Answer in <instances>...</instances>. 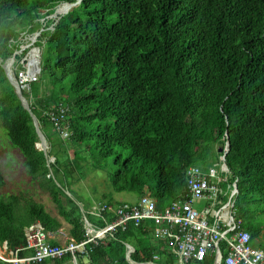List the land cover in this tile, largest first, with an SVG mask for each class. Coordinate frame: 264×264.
<instances>
[{"label": "trees", "instance_id": "obj_1", "mask_svg": "<svg viewBox=\"0 0 264 264\" xmlns=\"http://www.w3.org/2000/svg\"><path fill=\"white\" fill-rule=\"evenodd\" d=\"M63 2L74 4L49 28L46 16ZM35 31L39 73L20 90L27 110L2 64L14 51L9 40ZM30 113L48 151L35 146ZM0 123L75 239L80 206L90 202L70 192L75 172L100 171L112 191L146 193L161 208L184 198L187 167H220L217 143L228 140L220 186L236 178L235 216L253 241L264 230V0H0ZM34 221L49 232L61 224L42 203L0 193V242L24 246L23 229ZM139 235L115 230L90 260L130 264L120 241L127 240L134 261L144 264L156 249L159 263L170 264V251L156 240L141 244Z\"/></svg>", "mask_w": 264, "mask_h": 264}, {"label": "built area", "instance_id": "obj_2", "mask_svg": "<svg viewBox=\"0 0 264 264\" xmlns=\"http://www.w3.org/2000/svg\"><path fill=\"white\" fill-rule=\"evenodd\" d=\"M71 5L56 6L46 16L53 20L48 27L52 28ZM63 6H66L64 12ZM32 34L34 41L31 44L27 43L29 34L24 42L27 45L20 44L25 34L20 35L18 43L13 39L8 42L14 51L4 69L20 90L23 85L28 86L30 81L36 79L40 69V48L35 44L39 31ZM12 59L15 60L12 69L16 71L15 77L11 76L9 68ZM62 135L67 136V130L63 129ZM220 161V167H210L207 171L196 166L187 167L184 172L187 191L184 198L173 200L161 208L146 193L141 194L135 202L121 201L111 205L99 199L87 210L80 206L83 233L79 239L71 237L64 242H51L48 231L40 222L34 221L23 229L24 246L11 249L5 240L0 242V260L3 264H42L48 259L67 258L72 264H94L89 257L93 246L105 245L113 239L117 229L132 227L144 236L153 237L160 243V249L170 251V264H196L205 259H209L211 264H264V248L253 245L249 232L241 227L240 220L235 216L236 178L225 188L220 186L229 171L223 155ZM198 199H208L210 202L197 208L195 201ZM106 212L112 214L111 219L107 218ZM86 213L99 218L103 224L93 223ZM120 241L124 245L127 262L142 263L131 258L134 246L126 240ZM159 258L158 250L153 249L151 260L143 263L160 264Z\"/></svg>", "mask_w": 264, "mask_h": 264}, {"label": "rangeland", "instance_id": "obj_3", "mask_svg": "<svg viewBox=\"0 0 264 264\" xmlns=\"http://www.w3.org/2000/svg\"><path fill=\"white\" fill-rule=\"evenodd\" d=\"M25 34L22 36L20 44L27 45L34 41L32 33L22 32ZM29 34V41L24 44L28 39L26 38ZM25 37V38H24ZM37 38V37H36ZM13 44V43H11ZM11 59H6L2 64L3 68L6 66ZM15 60L12 59V63L9 66L11 69V76L15 77L16 71H12L14 68ZM15 79V78H14ZM22 89H26L27 86L23 85ZM24 97V95H23ZM25 98V97H24ZM26 100V99H25ZM27 102V100H26ZM45 150H49V145L44 141ZM43 148V146H41ZM221 155H219L218 160ZM49 161H53V156H49ZM219 163V162H218ZM217 168V167H215ZM0 171L4 178V184L0 188L1 194H22L25 197L31 198L37 202L43 204L45 210L53 216L58 217L62 221V217L57 213L56 206L51 201L46 190L41 189L36 181H33L30 176L26 173L22 165V156L19 151L10 144V139L6 134L4 128L0 123ZM70 192L74 194L76 198L82 202L90 201L89 206L96 200L101 198L102 193H108L109 197H112V200L115 202L127 201L135 202L140 196L138 191H121L114 192L106 184V179L104 178L103 173L100 171H94L91 168L83 170V173H74V178H71V184L69 186ZM67 194H70L65 189ZM210 202L208 199H198L195 201V206L201 208L206 203ZM264 218V215L263 217ZM66 230V229H64ZM69 238V235L67 234ZM127 241V240H126ZM138 241L141 244H154L155 240L153 237H147L142 234L138 236ZM129 242V241H128ZM132 245L133 242H130ZM255 246H260L264 248V230L262 229V235L258 238L253 239Z\"/></svg>", "mask_w": 264, "mask_h": 264}, {"label": "water", "instance_id": "obj_4", "mask_svg": "<svg viewBox=\"0 0 264 264\" xmlns=\"http://www.w3.org/2000/svg\"><path fill=\"white\" fill-rule=\"evenodd\" d=\"M7 78L10 81V83H12V85L14 86V91H15L16 95L18 96V98L20 99L21 104L28 110L29 109L28 108V104H27L25 98L23 97L20 89L11 81V79L8 76H7ZM30 115H31V118H32V122H33V124L35 126L36 133H37L38 138H39V141L35 143V146L37 148L45 150V146H44L45 139H44V136L42 135L40 129L37 126V121H36L35 116L32 113H30ZM226 138H227V135H226ZM41 146H43V148ZM227 146H228V140H226L225 143H223L222 141H219L217 143V151L223 153L222 154L223 158H224L225 153L227 152Z\"/></svg>", "mask_w": 264, "mask_h": 264}, {"label": "crops", "instance_id": "obj_5", "mask_svg": "<svg viewBox=\"0 0 264 264\" xmlns=\"http://www.w3.org/2000/svg\"><path fill=\"white\" fill-rule=\"evenodd\" d=\"M90 208V206L88 207V209ZM61 224L60 226L57 228L56 231L54 232H49V240L51 242H64L68 239L67 237V234H68V228H69V225L67 222L65 221H61ZM66 229V230H64ZM69 235V234H68ZM69 238H71L69 236ZM42 264H72L67 258H64V259H61V260H46L44 263Z\"/></svg>", "mask_w": 264, "mask_h": 264}, {"label": "clouds", "instance_id": "obj_6", "mask_svg": "<svg viewBox=\"0 0 264 264\" xmlns=\"http://www.w3.org/2000/svg\"><path fill=\"white\" fill-rule=\"evenodd\" d=\"M62 4H74V3L63 2V3H60L59 5H62ZM4 72H5L6 76H8L7 73H6V71H5V69H4ZM222 154H223V153H222ZM222 154H221V155H222Z\"/></svg>", "mask_w": 264, "mask_h": 264}, {"label": "bare ground", "instance_id": "obj_7", "mask_svg": "<svg viewBox=\"0 0 264 264\" xmlns=\"http://www.w3.org/2000/svg\"><path fill=\"white\" fill-rule=\"evenodd\" d=\"M63 7H65V6H63ZM63 7H62V8H63Z\"/></svg>", "mask_w": 264, "mask_h": 264}]
</instances>
